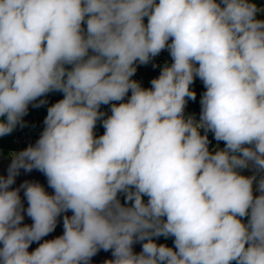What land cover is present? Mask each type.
Returning <instances> with one entry per match:
<instances>
[{
  "label": "clouds",
  "instance_id": "9594fccd",
  "mask_svg": "<svg viewBox=\"0 0 264 264\" xmlns=\"http://www.w3.org/2000/svg\"><path fill=\"white\" fill-rule=\"evenodd\" d=\"M262 10L252 0H0V136L25 126L30 103L64 93L0 177V264H89L100 248L112 250L106 264H264ZM165 48L173 62L142 88L134 64ZM195 77L206 88L198 122L184 116ZM129 90L95 137L100 106ZM208 131L223 149L209 150ZM20 169L42 172L54 194L28 181L10 190ZM68 211L63 235L30 253Z\"/></svg>",
  "mask_w": 264,
  "mask_h": 264
},
{
  "label": "built area",
  "instance_id": "2783aa9c",
  "mask_svg": "<svg viewBox=\"0 0 264 264\" xmlns=\"http://www.w3.org/2000/svg\"><path fill=\"white\" fill-rule=\"evenodd\" d=\"M158 3V0H157ZM258 8L264 9V5L259 6ZM147 17L144 18V23L147 24ZM256 19L264 20V10L259 11L257 13ZM82 29L85 30L86 34V22L82 23ZM170 42V41H169ZM91 50H89V55H92ZM172 58L167 48L162 50L159 55L149 60L147 64H139L136 62L134 64L136 71L135 74L131 77L132 80L139 82L140 86L144 89H150L152 87L151 81L155 78H158L160 75L161 69L167 64L171 65ZM66 69H71L72 65H65ZM199 78L195 77L194 79ZM193 89V83L190 85V90ZM131 96V90H129L128 94L124 97L122 101H113L109 103L110 115H111V105L112 103L119 104L124 103L129 100ZM43 100L42 97H39L38 100ZM187 103L184 108V116L188 118L189 116L194 118L192 113V104L188 98H186ZM53 103L52 105H54ZM51 105V106H52ZM50 106L41 105L40 107H33L30 103L28 106L27 115H25L22 119L25 124L24 127H20L18 124L13 131V136L11 138V144L9 147H0V156H8L13 159V154L18 153L24 149H26L29 145H35L36 141L39 139L42 131L44 130L45 124L44 120L47 116V110ZM199 120H197L198 122ZM219 145L218 141L213 146H208L209 150L212 151ZM248 172L252 175L254 174V169L250 166ZM260 175H264V173L257 175L260 179ZM253 195H260V192L256 189L255 184L253 185ZM250 213V209H249ZM250 216V215H249Z\"/></svg>",
  "mask_w": 264,
  "mask_h": 264
},
{
  "label": "water",
  "instance_id": "95a60500",
  "mask_svg": "<svg viewBox=\"0 0 264 264\" xmlns=\"http://www.w3.org/2000/svg\"><path fill=\"white\" fill-rule=\"evenodd\" d=\"M198 131H200L201 135L205 134V131L203 128L198 129ZM207 137L209 140L208 146H213L215 144L214 133L211 131H208ZM11 162H12V158L8 156H0V177H5V178L7 177L8 169H9ZM25 181L39 183L40 185L44 187L45 192L47 194L49 195L54 194V190L48 186L46 176L42 172L36 169H33L31 172H25L23 169H20L19 175L15 177V182L10 186V190L20 188V185L24 183ZM19 195L21 198V202L23 204V208L25 209V211L22 213V215L24 216V219L21 223V226H24V225L30 226L33 224V220L26 213V209L28 207V201L26 197L24 196L23 189H20ZM64 215L71 216L72 212L68 211L66 213H61V215L57 218V224H56L55 230L49 233L48 235L42 237L40 241L33 242L28 248V251L30 253L34 251L37 247H39L41 243L48 241V240H53L63 235V232H64L63 216ZM142 243L143 242H136L133 244L132 249L134 253L138 254L142 251ZM0 246H2V244H0ZM112 259H114V257L112 255L111 249L105 251L104 249L100 248L98 249L96 254L91 257L89 264H106V261H110Z\"/></svg>",
  "mask_w": 264,
  "mask_h": 264
},
{
  "label": "trees",
  "instance_id": "16d2710c",
  "mask_svg": "<svg viewBox=\"0 0 264 264\" xmlns=\"http://www.w3.org/2000/svg\"><path fill=\"white\" fill-rule=\"evenodd\" d=\"M217 2L219 3L220 0H217ZM252 2H255L258 7L264 5V0H252ZM192 91L195 92L196 98H195V100H191V99H189V100L192 104V113L194 115V120L197 121V120H200V113H201L200 100H201L203 93L206 91V88H205L203 82L199 78L194 79ZM42 98H43V100L46 101V103L43 104L44 106H51L53 103H57L58 101L62 100L64 98V93L60 92V91H51V92L45 94L44 96H42ZM99 111L105 113V116L100 118L97 121V123L93 129L94 136L97 138L99 136H102L105 132L102 121H103V119L107 118V116H110L109 104H107V105L102 104L99 108ZM0 119H4V118H0ZM12 136H13V132L8 134V135H5V136H0V147H9L11 144ZM218 143H219V146H221L223 148L225 147L224 141H218ZM119 199H120L121 203L123 204L125 201L124 195L119 194ZM144 200H145V202L147 201L146 196L144 197ZM240 219H241L242 223L247 224L248 220L250 219V216L248 215V216L242 217ZM153 239L158 245L163 244V245H166V246L171 247V248L175 247L174 246V237L165 238L163 236H160L158 238L154 237ZM230 264H236V261H232V262H230Z\"/></svg>",
  "mask_w": 264,
  "mask_h": 264
},
{
  "label": "rangeland",
  "instance_id": "374dc122",
  "mask_svg": "<svg viewBox=\"0 0 264 264\" xmlns=\"http://www.w3.org/2000/svg\"><path fill=\"white\" fill-rule=\"evenodd\" d=\"M217 142V141H216ZM219 149H223V147H221V146H217L215 149H213L212 151H214V150H219ZM238 171H239V173L241 174V175H244V176H246V177H250V176H252V174L251 173H249L248 172V169L247 168H245V169H238ZM257 180H259V177L257 176ZM254 184H255V182H254ZM255 196H258V195H255ZM254 196V197H255Z\"/></svg>",
  "mask_w": 264,
  "mask_h": 264
}]
</instances>
